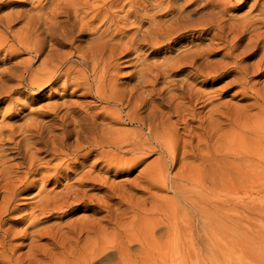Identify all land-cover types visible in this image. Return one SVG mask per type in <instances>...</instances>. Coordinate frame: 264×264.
<instances>
[{"label":"bare ground","instance_id":"6f19581e","mask_svg":"<svg viewBox=\"0 0 264 264\" xmlns=\"http://www.w3.org/2000/svg\"><path fill=\"white\" fill-rule=\"evenodd\" d=\"M0 54V264H167L189 251L195 264H264V240L211 255L233 209L216 187L264 173V0H0ZM121 67L132 68L123 81ZM221 81L220 94L235 85L250 98L244 113L215 101ZM45 87L61 100L25 112L31 100L19 97ZM153 153L132 180H111ZM190 154L199 171L168 176ZM156 179L172 195L153 202ZM31 188L36 199L17 216ZM80 204L64 225L42 220Z\"/></svg>","mask_w":264,"mask_h":264},{"label":"rangeland","instance_id":"374dc122","mask_svg":"<svg viewBox=\"0 0 264 264\" xmlns=\"http://www.w3.org/2000/svg\"><path fill=\"white\" fill-rule=\"evenodd\" d=\"M245 8H243L242 10H238L237 13H239V14L242 13V11H244ZM15 27H17V25H15L14 28ZM143 51H141V54L145 53ZM0 56L2 58V54H0ZM25 57H27L26 54H21L20 56H17V59L19 60V59L25 58ZM148 60L150 61V60H152V58L150 59V57H149ZM34 65H36V64H34ZM121 66H122V64H121ZM130 69H132V68H130V67L129 68L121 67V69H120V71H121L120 72L121 73L120 74L121 75L120 79L122 81L126 79V77H127L126 73ZM256 79H258V78H256ZM262 79H264V78H262ZM222 83L223 82L221 81V82L214 83V85H213V88H216V91L213 92V94L217 93V94H215L216 96L214 97V98H216L215 101L219 100V102L223 103L222 101H227L228 100L227 101L228 105L226 103V106L229 109V113L230 112H234L236 110H240V108H241L240 111H243L242 106L247 104L248 101L250 102V98L247 99V96L242 95L239 92L240 88H238V86H235V85H231L228 89L226 88V90L223 93L220 94V92L217 91V87L219 88ZM203 87L204 88H208L207 86H203ZM47 89H48V87H45V88H43V90L35 91L36 93L32 92V91H28L29 93L27 91H24V94H23L24 96H20L19 97V101L20 102H23V101L26 102V99L27 100H31V104L27 103V102L25 103V106H24L25 107L24 108L25 112L30 111V109L38 110L42 105H44L46 103H54V102H59L61 100V98H59L57 95L54 96L52 94H49V92H46ZM237 92H239V93L237 94ZM233 94H235V96H232ZM217 95H218V97H217ZM92 98L93 97H90V96H84V97L78 96L77 97V94H75V96L74 95L70 96L69 99L77 100V101H81V100H91V101L93 100L94 101V98L93 99ZM94 102L98 103L96 101H94ZM27 105H29V106H27ZM235 105H236V107H235ZM239 105H241V107ZM232 106H233V108H231ZM209 107H210L209 105H206V106L202 107V109L200 107L199 109L202 111L201 114H204L205 111H207L209 109ZM238 107H240V108H238ZM253 111L254 110L249 109L247 114H245L244 117L247 118L249 115H251L253 113ZM244 112H245V110L243 111V113ZM48 118L49 117L45 118L44 120L46 121V119H48ZM0 119H1V114H0ZM19 119L20 118H18V117L14 118V119L12 118L8 122H9V124H11V123L12 124H18V123H21V120H19ZM205 125L206 124L204 123L203 126H205ZM126 127L132 128L133 126L128 125ZM176 127L178 128L177 129L178 132H180V133L183 132L182 126L177 125ZM234 128H237V130L239 132L238 134H239V136H241V138L244 137L242 139V142L244 144H246L247 146H249V144L250 145H254V143L256 142L255 141V136L253 135L254 133L252 134V132H248V131L244 132V129H241L242 127L239 126V125L235 126ZM239 129H240V131H239ZM223 130L219 131L218 135L216 137L212 138V140L210 141V143H211V147L210 148L218 147V145H219V143L221 142V139H222V135L221 134H222V132H224ZM228 131L229 130H225V132H228ZM248 133H250V134H248ZM249 136H252V138H250ZM44 137H46V135H44ZM245 138H246V140H244ZM16 139H17V137H16ZM243 140L246 141V143ZM234 141L236 142V140H233V142L231 140V144L229 143V145L232 146V147L230 146L231 148H233L232 150H234V148H235L234 151H236L237 150L236 148L238 146L237 147L234 146V145L237 144ZM195 143H196V141H195ZM195 143H193V144H195ZM244 149H247V148L244 147ZM249 149H251V148H249ZM182 151H183V148L181 150L180 149L178 150V152H177L178 153L177 154L178 158L180 157V155H181V157L184 156ZM202 152H205V150H202ZM201 154H203V153H201ZM204 154H206V153H204ZM41 155H43V154H41ZM156 156H157L156 153L150 154L149 156H147V158H145V160L141 164L135 166V168L131 171L130 174H128L126 176H122L121 174L114 175V176H111V180L113 179L112 181H114L115 183L117 181H120L122 178L123 179L126 178L128 180L129 179L132 180L133 177L138 175L139 171L142 170L145 166H147L149 163L151 165L152 164L151 161H153ZM197 157H198L197 155L194 156V158H193V156L191 154H190V156L187 155V158L184 160V162H182V163H184L183 165H182V163H179V161L178 162L176 161V163L174 164L176 166L173 165L172 168L170 167V169L168 171L169 172L168 176L171 177L172 173L174 171H175L174 174L177 173V177H179V175H181V173H183L181 176H184V177H185V174L188 175L186 177H189L191 174L192 175L196 174L195 172L199 171L197 166H199V164H200V162H199L200 160ZM180 158L178 160H180ZM232 158L234 160H236V161L238 160L237 162H242V160H243L240 157L239 158L235 157V155L232 156ZM54 161L55 160H52L51 163H53ZM186 161H187V165H186ZM198 162H199V164H198ZM195 163H197L198 165L195 164ZM195 168H197V169H195ZM190 169H192V170H190ZM193 169L196 170V171H194ZM178 170H180V171H178ZM189 170L192 171V172L194 171V173H191V174L186 173V172L190 173ZM182 171H184V172H182ZM178 172H180V173H178ZM110 174H112V173H110ZM251 176H253L254 178L251 177ZM154 177L158 178V174H157V176L155 175ZM181 178L184 179L183 177H181ZM248 178H250V179H248ZM28 179L30 181L32 179H35V175H30L29 178H27V180L25 182H28L29 181ZM157 181H158V179H156V182H155L156 184L154 183V186L150 188L151 189L150 191H151V193L154 196H157L159 194L157 197H155L156 200H154L153 202L161 200V197L165 198V197H163L165 194L168 195L170 193L169 197L172 195L169 190H168V192L166 190L162 191L163 188L161 189V187L158 185L159 183H157ZM242 182L243 183L244 182H248V183L243 184ZM240 185H244V186L240 187ZM49 186L51 187V185H49ZM217 189H218V191H217ZM36 191H37V188H31V189L25 191L23 194H21V196H19L20 197L19 201L22 200L21 202H23L24 204L21 205L22 210L19 213L18 212L15 213L17 216L18 215H22V214H26L27 212L30 211L29 205L27 203H30V202H32V201H34L36 199V197H34L35 194H36ZM91 191L92 190H89V192H91ZM214 193H215V196H216V197L214 196V199H218L217 201H219V200L221 201L222 199H224V196L225 197L227 196L226 198H228V200L230 199L229 203L231 204V206H233V209L231 211H229V214L231 216V220H230V222H228V227H227L228 229L225 230V231L220 230L218 235H217V237H216V239H215L216 243H215V248L211 252L212 256H217L219 258L220 257L221 258L222 257L228 258L232 254V252H231V250H233L232 246H234L235 243H239V240H247V241L248 240L256 241V239H257V241L264 240V173H261V174H258V175L257 174L256 175H248V176L243 177L241 180L239 178L236 180V178H235L234 181H233V184L231 185V187L229 188L228 191L222 190L219 187V185H218L216 187ZM216 193H217V195L219 197L216 195ZM135 194H136V197L148 198V194H145V193L143 194L142 192H135ZM167 195H165V196H167ZM22 197H24V198H22ZM146 200L149 201V199H146ZM239 200H240V202L241 201L242 202L240 203ZM156 203H158V202H156ZM141 204H143V202ZM245 204L248 205V206H246ZM89 206L88 207L90 208V210L86 211L87 213H90L92 211V208L93 209L95 208V206H93L92 204H89ZM81 213H84L83 204H80L78 206V208H77V211L75 213H73V214H69V215L64 214L63 215L62 213L53 212L51 216H47L46 218L43 217L42 220H47L48 221L47 223H56L57 222V223H59L61 225H64L65 223H67V222L71 221L72 219H75L76 217L81 215ZM15 214H13L14 217H16ZM235 214H237V215H235ZM46 215H49V214H46ZM219 220L220 219L215 220L216 221L215 222V224H216L215 226L220 229V227L222 225H220L219 222H217ZM237 221H239V222H237ZM232 224H233L234 227L232 226ZM236 227L237 228L239 227V228L237 229ZM108 230H110V229L108 228ZM235 231H236V233H235ZM239 231H240V233H239ZM184 237H186V236H184ZM197 242H198L197 243L198 245H202V243H203L202 240H198V239H197ZM137 247H138L137 244L133 243L132 249H135ZM24 250L25 249H22L20 251H24ZM230 252H231V254H230ZM187 253L182 254L183 258H181L182 255H179L180 258L176 257V256H174V257L172 256V257L168 258L169 261L167 262V264H180V263L181 264H193V263L195 264L196 260H200L201 259V256L200 257H195L196 255L193 252H191V251H189ZM189 253H190V255H189ZM56 255H59V253H57ZM207 255L208 254H203L202 256H207ZM135 259H137V258H135ZM106 260L107 261L109 260L108 262L114 260V254H109L108 256L103 257L101 262H103V263L105 262L106 263L107 262Z\"/></svg>","mask_w":264,"mask_h":264}]
</instances>
